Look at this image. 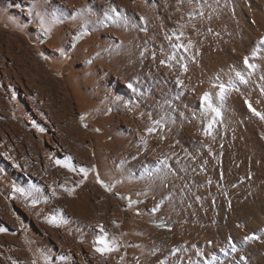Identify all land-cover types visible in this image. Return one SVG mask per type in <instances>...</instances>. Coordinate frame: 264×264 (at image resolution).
I'll return each mask as SVG.
<instances>
[{"label": "bare ground", "instance_id": "6f19581e", "mask_svg": "<svg viewBox=\"0 0 264 264\" xmlns=\"http://www.w3.org/2000/svg\"><path fill=\"white\" fill-rule=\"evenodd\" d=\"M126 249L264 264V0H0V264Z\"/></svg>", "mask_w": 264, "mask_h": 264}, {"label": "rangeland", "instance_id": "374dc122", "mask_svg": "<svg viewBox=\"0 0 264 264\" xmlns=\"http://www.w3.org/2000/svg\"><path fill=\"white\" fill-rule=\"evenodd\" d=\"M81 38L85 39L87 37L81 36L80 39ZM29 46L34 48L33 49V50H35V51H33L34 54L37 55L38 57H40L44 63L48 64L49 68H51L53 71H57L61 67L66 66L70 61V57H68V59L55 60L50 55L44 53L40 47L36 46V49H35L34 44H32V43ZM90 116L91 115L89 113H86V114H84V116L80 117V121H83V123H84L83 125L85 126V128H88L91 125V122L89 120L91 118ZM88 181L89 182H95V183L99 184V186H101L103 189H105L106 191H109V192L113 191V189L116 188V185H117L116 184L115 186L110 187L108 185V183L105 182L106 180H105L103 174L101 173V170L97 164L94 165V169L90 173ZM137 213H139V212H137ZM121 260L122 261L120 264H134V255L129 249H126ZM136 263H138V262L136 261Z\"/></svg>", "mask_w": 264, "mask_h": 264}, {"label": "snow or ice", "instance_id": "6c2138e0", "mask_svg": "<svg viewBox=\"0 0 264 264\" xmlns=\"http://www.w3.org/2000/svg\"><path fill=\"white\" fill-rule=\"evenodd\" d=\"M253 111H255V110H253Z\"/></svg>", "mask_w": 264, "mask_h": 264}]
</instances>
